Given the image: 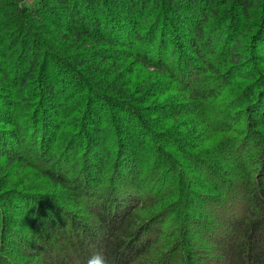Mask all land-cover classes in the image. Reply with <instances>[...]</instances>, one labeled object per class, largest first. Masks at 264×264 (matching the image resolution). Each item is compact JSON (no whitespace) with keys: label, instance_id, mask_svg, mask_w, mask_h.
Instances as JSON below:
<instances>
[{"label":"trees","instance_id":"1","mask_svg":"<svg viewBox=\"0 0 264 264\" xmlns=\"http://www.w3.org/2000/svg\"><path fill=\"white\" fill-rule=\"evenodd\" d=\"M21 1L0 0V264H264V0Z\"/></svg>","mask_w":264,"mask_h":264},{"label":"rangeland","instance_id":"2","mask_svg":"<svg viewBox=\"0 0 264 264\" xmlns=\"http://www.w3.org/2000/svg\"><path fill=\"white\" fill-rule=\"evenodd\" d=\"M22 1H26V2H28L29 0H22ZM21 1V2H22ZM105 3H107L108 4V0H106L105 1ZM28 4V3H27ZM46 6H52V4H50V3H48V2H46V4H45ZM54 9V11L53 12H55L56 13V11H57V7H55V8H53ZM60 10V9H59ZM62 16H64L62 13H61V17ZM62 19H64V18H62ZM34 24L35 25H37L35 22H34ZM37 27H38V25H37ZM35 29H37L36 27H35ZM38 30V29H37ZM12 37V35H10V36H7V38H6V40L4 41V44H3V47H4V49L3 50H6V53H7V55H8V58H6L5 59V64L10 68V69H15L14 67H15V65H14V63H12V62H10V59H11V57H12V55L14 54V49H13V47H12V42L14 41V40H11L10 38ZM11 43V44H10ZM260 57H263L262 55H260ZM193 59L194 60H197L196 58H194L193 57ZM61 68H63V67H61ZM64 69V71H65V68H63ZM67 73V72H66ZM130 72L129 71H127V69L126 70H124V72H123V76H121V79L120 78H118L117 79V85H118V87H119V85H123L124 83L126 84V83H131V81H134V79L136 78V75L135 74H133L132 73V75H130L129 74ZM129 75H130V78H129ZM129 79V80H128ZM128 81V82H127ZM76 90V89H75ZM127 94H128V96L130 97V98H139L140 96H138V94H133L134 92L132 91V89L131 88H128V90H127ZM119 126V125H118ZM117 126V127H118ZM144 126H147V124H144ZM183 129H181V131H182ZM152 131H156V130H152ZM204 138H206V137H204ZM202 139V138H201ZM183 139L181 138V139H179L178 138V141L180 142V141H182ZM198 140H200V138L198 139ZM203 141V140H202ZM132 146V145H131ZM159 146H161V148H163L166 152H168V153H170L172 156H174L175 158H176V161L177 162H179V164L181 165V167L183 168V170H184V174L186 175L185 177H191V178H195V177H193V176H191V170H189L188 169V167H187V165L185 164V162H184V159H181L180 157L181 156H179L178 154H177V152L175 151V150H173V149H170V148H168V147H165L164 145H161V144H159ZM163 146V147H162ZM190 149V148H189ZM187 150V152H194L195 150H193V149H190V150ZM34 181L35 180H37L36 178H34L33 179ZM38 183V182H37ZM42 185L44 184V182H42L41 183ZM42 185L41 186H38V187H42ZM58 189V192H55V193H57V195L58 196H62L64 199H62V205L64 206V205H66V206H68V207H70L71 208V210H72V213L74 214V215H77V216H79V217H82V219H84V220H82L83 222H81L80 224L82 225V227H84V228H86V229H89V231L91 230L92 231V233H96V228H98V226L96 225V223L94 222V220H93V218L89 215V208H88V206L87 205H85V204H82V205H79L77 208H73L74 207V204H73V202H72V200L70 199L71 197V193L69 192H67V191H62L60 188H57ZM43 190V189H42ZM45 191V190H44ZM60 196V197H61ZM187 208H188V204H189V211L190 212H192V213H196V216L197 217H203L204 216V213L206 212V210L205 209H201V210H199L200 212H197V210H196V207L194 206L195 205V203L193 202V199L192 198H190V199H188L187 200ZM208 212V211H207ZM208 213H210V212H208ZM9 214V213H8ZM212 214V213H211ZM203 215V216H202ZM17 217H19V218H21V216L20 215H18ZM19 221H21V220H19ZM21 223V222H20ZM23 223V222H22ZM169 223H170V220H169ZM22 225V227H21V229H23L24 231H25V233H27V234H25V235H23L24 237H27V238H32V240L33 241H35V239H36V236H35V234H34V232H32V231H30L29 229H26V227H27V225L25 224V222L23 223V224H21ZM217 234H218V231H217ZM219 236H221V234H219ZM197 236H195L194 237V239H195V241H196V238ZM24 239H26V238H24ZM206 244V241H204V243L202 244V245H205ZM7 253H9L8 252V250H7Z\"/></svg>","mask_w":264,"mask_h":264}]
</instances>
